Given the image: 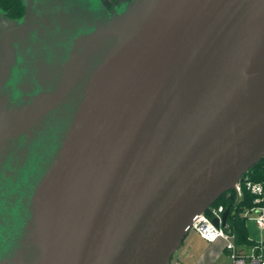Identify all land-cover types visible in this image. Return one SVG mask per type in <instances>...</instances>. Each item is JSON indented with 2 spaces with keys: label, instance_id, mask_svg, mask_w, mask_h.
I'll use <instances>...</instances> for the list:
<instances>
[{
  "label": "water",
  "instance_id": "1",
  "mask_svg": "<svg viewBox=\"0 0 264 264\" xmlns=\"http://www.w3.org/2000/svg\"><path fill=\"white\" fill-rule=\"evenodd\" d=\"M20 1L0 5V264H172L264 158V0H125L78 30L79 0Z\"/></svg>",
  "mask_w": 264,
  "mask_h": 264
},
{
  "label": "built area",
  "instance_id": "2",
  "mask_svg": "<svg viewBox=\"0 0 264 264\" xmlns=\"http://www.w3.org/2000/svg\"><path fill=\"white\" fill-rule=\"evenodd\" d=\"M244 188L250 190L254 195V205L244 211V216L250 218L259 230H264V182H254L248 178H241L235 190L241 197ZM224 205H212L194 221L192 230H195L203 239L213 242L222 239L229 251L230 264H264V239L260 238L256 244L249 247H241L236 241V234L228 229L227 224L223 226ZM251 216V217H250ZM219 219V225L214 219ZM172 264H183L178 258H172Z\"/></svg>",
  "mask_w": 264,
  "mask_h": 264
},
{
  "label": "rangeland",
  "instance_id": "3",
  "mask_svg": "<svg viewBox=\"0 0 264 264\" xmlns=\"http://www.w3.org/2000/svg\"><path fill=\"white\" fill-rule=\"evenodd\" d=\"M91 2H92L93 6H91ZM77 7L78 8H76L74 10L71 9L68 11L66 22H74L75 25H77L79 22H88L87 20L90 19L91 11H94L93 9H95L97 11L101 10V13L108 12L107 6L102 2V0H79ZM77 27L78 28L76 30L80 29L81 25H77ZM75 32L76 31L71 30L69 36L75 35ZM52 39H53V37H51L49 40L40 39V42L38 44L37 49L35 48L36 52L31 53V55H35L37 53H40L41 57L43 58L41 61L43 63L44 62L47 63L49 66L52 65V63H53L52 61L56 57V56H53V54L56 52V50L57 51L62 50V48L65 46V43L63 44V42H65V40L63 38H56L55 40H52ZM34 44H36L35 40H34ZM58 46H59V48H58ZM57 55H59V54H57ZM60 57L61 56L59 55L58 58H60ZM60 61H61V59H59V64H60ZM24 67H26L25 63H23V66L19 70L23 71ZM44 69L48 72V68L46 66L44 67ZM22 78H27L28 82L35 84V78L32 77L31 73H27V77L24 76ZM55 78L56 77L54 76L53 78L48 77L46 79L45 78H41V79H42V81H45L47 84H52V82L55 81ZM22 80H25L27 82L26 79H22ZM51 124H52V121L47 120L45 130L49 131L50 133H52L56 129V128H52ZM63 131H64L63 127L60 126V130H59V136L60 137H61V133L63 134ZM47 159L43 164L40 165L41 168L39 169L37 175L34 174V179L37 178L41 174L43 168L45 167L46 162L49 163V161ZM248 227H249V233H250L252 238H255L257 240H259L260 238L264 239V230L261 231V230L257 229V227L255 228V226H253V224H252L251 218H250ZM186 239L187 240H186L185 244L186 243H189V244L195 243L197 248L200 246V244L202 242V240L200 239V237L198 236V234L194 230H191L189 232ZM179 250L176 252L177 255H178V253H180L184 250V247L183 248L181 247ZM176 254L173 257H175Z\"/></svg>",
  "mask_w": 264,
  "mask_h": 264
},
{
  "label": "trees",
  "instance_id": "4",
  "mask_svg": "<svg viewBox=\"0 0 264 264\" xmlns=\"http://www.w3.org/2000/svg\"><path fill=\"white\" fill-rule=\"evenodd\" d=\"M8 9H14L16 16L23 14V5L17 0H3ZM11 16V15H10ZM244 178H248L254 182H264V158L255 164ZM255 195L244 188L243 195L240 197L238 192L233 189L222 196L213 205H224L225 209L229 208L227 219V227L236 234L237 243L245 248L256 244L257 240L252 239L249 233L248 220L244 216V211L254 205Z\"/></svg>",
  "mask_w": 264,
  "mask_h": 264
},
{
  "label": "crops",
  "instance_id": "5",
  "mask_svg": "<svg viewBox=\"0 0 264 264\" xmlns=\"http://www.w3.org/2000/svg\"><path fill=\"white\" fill-rule=\"evenodd\" d=\"M252 224L255 226V228L257 227L254 221H252ZM188 234L186 235L181 246L182 248L184 247V250L175 256V258L181 260L183 264H230L229 251L224 240L218 239L216 241L210 242L203 239L197 233L202 240L200 246L197 248L195 243L185 244Z\"/></svg>",
  "mask_w": 264,
  "mask_h": 264
},
{
  "label": "flooded vegetation",
  "instance_id": "6",
  "mask_svg": "<svg viewBox=\"0 0 264 264\" xmlns=\"http://www.w3.org/2000/svg\"><path fill=\"white\" fill-rule=\"evenodd\" d=\"M17 1H19V2H21L20 0H17ZM104 3H105V5L107 6V9L108 10H112V9H114L115 8V6L116 7H118V6H120V4H121V2L122 1H125V0H102ZM65 2H67V0H65L64 1V3ZM69 0H68V4H69ZM21 4L23 5V3L21 2ZM77 4L78 3H73V6H76L77 7ZM0 5L2 6V8L4 9V10H6V11H8V13H9V15H11L12 17H18V16H16V13H15V11H14V9H8L7 8V6H6V4L3 2V0H0ZM91 6H93L92 5V2H91ZM23 8H24V12H25V7H24V5H23ZM24 12H23V14H24ZM96 12H97V10H96ZM22 14V15H23ZM47 23H49V22H47ZM89 28H86V29H84V31H86V30H88ZM35 33V35H36V37L37 38H44L43 36H40V30H37V31H35L34 32ZM60 35L59 34H57V33H53V34H51V37H53V38H56V37H59ZM49 37V36H48Z\"/></svg>",
  "mask_w": 264,
  "mask_h": 264
}]
</instances>
